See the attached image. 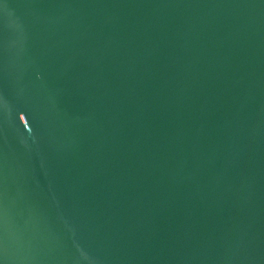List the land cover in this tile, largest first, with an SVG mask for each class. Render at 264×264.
<instances>
[{"label": "water", "instance_id": "1", "mask_svg": "<svg viewBox=\"0 0 264 264\" xmlns=\"http://www.w3.org/2000/svg\"><path fill=\"white\" fill-rule=\"evenodd\" d=\"M0 264H264V0H0Z\"/></svg>", "mask_w": 264, "mask_h": 264}]
</instances>
